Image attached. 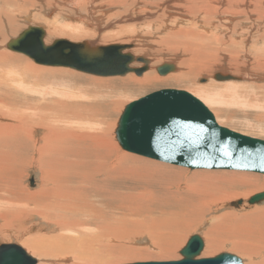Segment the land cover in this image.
I'll return each mask as SVG.
<instances>
[{"label":"rangeland","instance_id":"obj_1","mask_svg":"<svg viewBox=\"0 0 264 264\" xmlns=\"http://www.w3.org/2000/svg\"><path fill=\"white\" fill-rule=\"evenodd\" d=\"M50 1L0 0V53H4L7 57L4 64L0 63V112L3 114L0 113V185L5 189L0 188V193H3L0 195L2 209H0V245L15 243L22 246L37 260V264H65L57 261L58 257L54 255L49 254L50 257H44L41 252L39 253V247L45 248L58 235L60 237L67 235L68 240L75 236L78 240L93 238V241L99 245L101 242L104 243L103 245H109L108 248L115 250L114 259L110 261L112 264L170 262L181 259L179 251L189 237L197 234L204 242L202 258L230 253L241 259L243 264H264V202L254 206L247 204L250 197L264 191V175L239 171H191L159 163L121 150L114 133L119 116L127 104L159 90L175 89L187 92L198 99L213 115L219 126L264 141V0H232L228 7H223L224 3L219 4L221 0L210 1V12L201 15L203 21H199L198 28L194 24L187 22L186 24L185 21V24L178 21L173 27L164 28L161 22L162 10L158 6L165 0H141L142 5H139V0H117L118 2L87 0L91 2L88 6L96 9L95 18L99 17L103 20L101 23L103 26L99 31L95 27L96 22L87 17L84 8L88 6H84L79 15H84L91 21L90 23L85 17L80 19L72 17L75 15L73 11L62 8L61 1L53 6ZM143 2L154 3L152 6H145ZM221 7L222 9L218 10ZM249 7L250 9L247 10ZM253 8L256 10L254 11ZM68 16L72 17V20ZM198 17L200 18V15ZM47 22H57L55 25L61 28V33L55 35L48 32ZM200 22L203 24V29H199ZM167 23L171 24L169 18ZM66 24L73 27L83 25L85 30H81L90 32V35L85 33L69 38L63 30L73 31V29L66 28ZM28 26L46 29L45 44H50L56 39L75 43L88 41L95 45L133 44L131 53L148 58L149 69L140 77L128 74L124 77L97 78L69 69L38 66L29 58L4 48L8 40L15 38ZM188 26L200 34L201 31L208 33H204L203 39L201 37L197 42L195 41L197 46L190 44L189 47H181L180 43L184 41L182 35L178 34L176 37L172 35L182 29L188 31ZM208 36V39L212 40H205ZM163 63L174 64L177 70L166 76H159L155 68ZM28 64L41 70L47 68L53 70L52 73L50 71L32 73L28 71ZM139 66L141 65H134V67ZM219 72L239 77L241 81L212 80L211 77ZM149 73H152L149 83L137 82ZM15 75H25L26 84H29L28 89L32 93L27 92L28 90L23 92L24 89L21 88H18V91L9 90L8 86L12 85L11 80L17 78ZM186 77H189L188 81L183 80ZM202 79L207 81L200 83L199 80ZM6 82L7 86L4 85ZM50 89L65 94V97L52 93V97L48 98L43 90L48 93ZM72 94L75 97H72ZM8 101H12L14 105H10ZM38 104L46 106L54 119L61 118V122L55 124V129L59 127L73 129L78 126L80 117H76L75 107L90 109L97 113L96 118L107 119V125L103 127L110 130L109 149L112 148L113 156L105 159L106 168L99 171L100 174H96L95 180L92 181L98 187V193L96 194L94 188H89L82 197L83 202L87 201L95 208L93 212H86L85 206L81 213L74 215L71 211L68 213L66 209L56 211V215L54 212L45 213L44 210V214H41L43 217L33 211L18 213L5 211L9 199V202L14 204L15 200L21 198V190L24 197L31 198L38 197L30 196L28 193L39 195L45 188L44 191L52 192L54 184L56 186L64 181L63 178L58 180L57 174L63 177V174L69 171L68 168L60 171L59 169L65 168V165L59 166L55 163L72 159L74 144L79 143L78 147L85 145L83 142L75 141L65 143L67 135L64 133L54 134L51 140L43 141L41 136L44 133L37 129L35 123ZM70 104H73V117L69 115ZM16 106L17 112L12 116L10 113L8 115V112L11 109L13 111ZM28 111L34 114H29ZM83 111L81 114H84ZM21 114L30 126L24 127L30 132L29 137L25 139L30 147L25 150L23 156L21 147L17 143L10 144L9 141L15 139L17 129L11 130L12 136L7 138L9 140H5L3 136L8 126H17L18 122L20 123V120L15 122L14 118H19ZM68 120H72L71 125H65ZM85 125L87 129L92 125L91 130H87L88 133L94 129L97 131L96 124ZM20 127L21 125L17 128ZM59 137L64 140L61 141ZM69 148L73 152L71 150L70 153ZM86 157L88 156L77 159L85 158L83 161H87ZM92 158L90 157L94 160ZM94 165L96 166L95 163ZM120 167L122 171L124 169V173L120 171ZM105 175L109 176L105 177ZM30 179H33V187L29 184ZM11 191L13 195H9ZM189 191L190 197H187ZM237 200L243 201L238 209L229 206ZM71 201L74 203L72 204ZM199 202L202 207L199 206ZM69 204V209L72 205L83 206L71 199H68ZM197 206L201 211L194 209L199 208ZM25 209L30 208L27 206ZM173 214L177 218L180 215H186L184 218L194 217L199 219V222L189 229L181 228L182 225L178 223L175 225L169 220ZM64 221L67 225H70L69 223L79 225L81 222H85L86 225L66 233L59 227ZM105 226L113 234L117 232L113 236L115 242L103 240L105 234L103 235L99 229ZM111 227L120 229L113 231ZM247 229L255 236L241 235L242 232L247 234ZM210 230H212L211 235L208 234ZM176 231L180 232L176 246L170 247L161 242L165 233L171 236L177 233ZM214 240L215 244H213ZM216 244H219V247H216ZM235 245L242 247L241 249L246 253L233 251ZM121 251H126L127 257L122 256Z\"/></svg>","mask_w":264,"mask_h":264},{"label":"water","instance_id":"obj_2","mask_svg":"<svg viewBox=\"0 0 264 264\" xmlns=\"http://www.w3.org/2000/svg\"><path fill=\"white\" fill-rule=\"evenodd\" d=\"M45 32L28 26L10 39L5 48L21 54L34 64L50 68L69 69L93 77H124L143 75L150 61L133 55V44L95 45L88 41L70 42L65 39L44 42ZM139 64L141 66L134 67ZM159 76L175 72L173 64L163 63L155 68ZM212 79L241 81L229 74L216 73ZM206 79L199 80L200 83ZM174 122L191 125L186 135L158 136L159 130ZM115 138L121 150L149 160L188 170H224L264 175V141L242 136L219 126L209 110L187 92L163 89L127 104L119 116ZM31 187L33 179L29 180ZM264 202V192L247 201L252 206ZM242 200L230 203L238 209ZM203 239L199 235L188 238L179 251L180 260L170 262H140L131 264H243L230 253L202 258ZM0 264H36V260L16 244L0 245Z\"/></svg>","mask_w":264,"mask_h":264},{"label":"bare ground","instance_id":"obj_3","mask_svg":"<svg viewBox=\"0 0 264 264\" xmlns=\"http://www.w3.org/2000/svg\"><path fill=\"white\" fill-rule=\"evenodd\" d=\"M14 1V0H13ZM19 1V0H18ZM39 1V0H38ZM62 2V8L64 9H68L69 11H73V13L75 14L74 18H78L80 19L81 17H85L84 15H79L80 14V10H82L84 8V6H88L89 4H91V2H88L87 0H51L50 1V4L51 6H53L54 4L56 5L57 3L59 2ZM113 1V0H112ZM117 1V0H116ZM116 1H113V2H116ZM139 5H142L141 3V0H139ZM149 1V0H147ZM189 1V5L187 6V2ZM197 1V2H195ZM210 1H213V0H165V1H162L161 4L158 6L160 10H162V16H161V22L163 24V27H168V26H172L174 25L175 22H183V24H185L186 22L187 23H190V24H194L195 27H199L198 24H199V21H203L202 18H201V15L203 14H209L208 12H210L209 8H211V2ZM218 2H220V0H217ZM254 1V0H253ZM118 2V1H117ZM233 1L232 0H221V2L219 4H223V7H228ZM236 2V1H235ZM38 3V2H37ZM121 3V2H120ZM119 3V4H120ZM126 3V2H125ZM145 6H152L154 2H148V3H145L143 2ZM238 3V2H237ZM241 4V2H239ZM256 3V2H254ZM42 4H43V1H42ZM215 5V4H214ZM239 5V4H238ZM248 5V4H247ZM19 6H22V5H19ZM138 6V5H137ZM256 6H257V3H256ZM260 6V4H259ZM217 7V6H216ZM235 7V6H234ZM250 7H251V4H250ZM247 8V10L250 9ZM218 8V7H217ZM215 8V10L217 9ZM252 8V7H251ZM256 8V7H255ZM86 11H87V17L90 18V20L92 19L93 22H96V25L95 27L97 28V30H101V27L103 26V23L102 19H99L98 18H95V12H96V9H94L93 7L91 6H88V7H85L84 8ZM222 9L219 8L218 10ZM224 9V8H223ZM231 9V8H230ZM258 9V8H257ZM102 10V9H101ZM212 10V9H211ZM217 10V12H218ZM225 10V9H224ZM232 10V9H231ZM234 10V9H233ZM240 10V8H239ZM246 10V9H245ZM254 10V8H253ZM256 10V9H255ZM254 10V11H255ZM223 11V10H222ZM235 11V10H234ZM233 11V12H234ZM79 12V13H78ZM227 12H231V11H228ZM236 12V11H235ZM253 13V11H251ZM258 12V11H257ZM1 13V11H0ZM221 13V12H220ZM219 13V14H220ZM226 12H222L221 14H224ZM256 13V12H255ZM211 14V13H210ZM237 14V13H236ZM245 14V13H243ZM258 14V13H257ZM256 14V15H257ZM198 15H200V18L198 17ZM233 15V14H232ZM259 15V14H258ZM218 16V15H217ZM220 16V15H219ZM236 16V15H235ZM260 16V15H259ZM72 17H69V19L72 20ZM261 17V16H260ZM259 17V18H260ZM168 18H169V21H171V24H168L167 21H168ZM256 18V17H255ZM86 19V17H85ZM163 19V20H162ZM231 19V18H230ZM261 19V18H260ZM68 20V19H67ZM89 21V23L91 22L89 19H86V21ZM95 20V21H94ZM234 20V19H233ZM53 21V20H52ZM185 21V23H184ZM228 21V20H227ZM230 21V20H229ZM160 22V24H161ZM200 22V23H201ZM236 22V21H235ZM259 22V21H257ZM55 23L57 22H47V26L48 29L47 31L50 32L51 34H55V35H58L57 33H61V28H59L57 25H55ZM186 23V24H187ZM237 23V22H236ZM260 23V22H259ZM233 24V23H232ZM202 23H201V27L199 29L202 28ZM257 25V24H256ZM76 26V25H75ZM83 26V25H82ZM81 25H78V27H73L72 25L70 24H66L65 27L66 28H69V29H73V31H66V30H63L64 31V34H66V36H68L69 38H71L72 36H76V35H79V34H89L90 32H84L83 30L81 29H84V27H82ZM191 26V25H189ZM188 26V27H189ZM193 26V25H192ZM231 26V25H230ZM46 27V26H45ZM94 27V26H93ZM94 27V28H95ZM208 28V26H206ZM41 28V27H40ZM163 28V29H164ZM43 31L45 32L46 29L44 30V28L42 27ZM203 29V28H202ZM25 30V29H24ZM85 30V29H84ZM227 30V29H226ZM201 31V30H200ZM22 32V31H21ZM20 32V33H21ZM80 32V33H78ZM204 33H208L207 31H204L202 32L201 31V34L198 32V31H195L193 28L189 27V30L187 31L182 29V31L180 30L179 32L178 31H175L174 34L172 35V37H176L178 34H181L182 37H183V42L180 43V46L181 47H189L190 44L194 45V46H197V40H199V38L202 37L203 39V36H204ZM90 35V34H89ZM88 35V36H89ZM92 35V34H91ZM94 35V34H93ZM96 35V34H95ZM18 36V35H17ZM45 36H46V33H45ZM101 36V35H100ZM216 36V35H215ZM214 36V37H215ZM51 37V36H50ZM156 37V36H155ZM171 37V35H170ZM171 37V38H172ZM16 38V37H15ZM13 38V39H15ZM209 38V36L205 39L207 40ZM118 40V39H117ZM191 40H193L191 42ZM204 40V41H205ZM212 40V39H210ZM208 39V41H210ZM219 40V39H218ZM9 41V40H8ZM7 41V42H8ZM155 41V40H154ZM196 41V42H195ZM201 41V40H200ZM6 42V43H7ZM71 42V41H70ZM156 42V41H155ZM6 45V44H5ZM5 48V47H4ZM162 48V47H161ZM6 49V48H5ZM131 52V51H130ZM146 52V50H145ZM5 56V57H4ZM0 63H3L4 64V61L7 59L6 55L4 53H0ZM148 59V58H147ZM261 60V59H260ZM6 63V62H5ZM170 64V63H168ZM174 65V64H173ZM28 71L29 72H32V73H38V72H41V71H50L49 68H47L46 70H41L39 69V67H35L33 66L32 64H28ZM134 66V65H133ZM175 66V65H174ZM26 68V67H25ZM24 68V69H25ZM176 68V67H175ZM26 70V69H25ZM53 70V69H52ZM51 70V71H52ZM65 70V69H64ZM177 70V68H176ZM27 71V70H26ZM50 71V72H51ZM61 71V70H60ZM59 71V72H60ZM156 71V69H155ZM52 73V72H51ZM56 73V72H54ZM157 73V72H156ZM220 74H223L224 75V72H219ZM216 74V73H215ZM61 75V73H60ZM16 76V75H15ZM14 76V77H15ZM17 78L15 79H12L11 80V83L12 85L11 86H8L10 87L9 90H17L18 91V88H21V89H24V91L28 90L27 92H31V90H29L28 88L30 87L29 84L27 85L26 84V77L25 75H17L16 76ZM152 77V73H149L147 75H145V77L140 80V81H137L139 82L140 84H144V83H149L150 82V79ZM213 77V76H212ZM211 77V79H212ZM97 78H100V77H97ZM106 78H110V77H106ZM189 77H186L185 79L183 80H189L188 79ZM17 82H16V81ZM213 80V79H212ZM6 81V80H5ZM8 82V81H7ZM7 82L6 84H4L5 86H7ZM28 83V82H27ZM52 85V84H51ZM50 86V85H49ZM53 87V85H52ZM200 88V87H199ZM49 89V88H48ZM47 89V90H48ZM51 91L46 93L44 90H43V93H45L47 95L48 98H51L52 97V93L57 95L58 92L50 89ZM59 90V89H58ZM64 90V89H63ZM198 90V89H197ZM65 91V90H64ZM70 91V90H69ZM11 92V91H10ZM38 92H42V91H38ZM63 92V91H62ZM232 92V91H231ZM59 95L65 97V94H62V93H58ZM69 95V93H67ZM66 94V95H67ZM67 95V96H68ZM29 96V95H28ZM72 97H75L73 94L71 95ZM69 97V96H68ZM67 97V98H68ZM8 103L10 105H14L12 101H8ZM5 104V103H4ZM3 104V105H4ZM10 107V106H9ZM72 107H73V104H70L69 108V115L70 117H73V112H72ZM11 109V108H10ZM8 109V110H10ZM17 106L15 108H13V111L11 109V111L8 112V115L10 113V115H14L16 112H17ZM76 109V117H80V119L78 120V126L73 128V129H62L61 127H59L58 129H55V124L56 123H59L61 122V118L60 117H57L56 119H54L52 113L47 110V107L46 106H42L41 104H38L37 105V112H36V118H35V123H36V126L38 127L37 129L38 130H42L41 132H43L44 134H42L41 138L43 141L47 142L49 140L52 139L53 135L56 134V135H62V133L66 134L67 135V138L65 139V143H70L72 141H75V142H83L85 145L84 147H78V144L79 143H76L73 145V150H74V153H72L71 155L74 154L73 158L70 159V160H66L67 162H62V163H59V162H56L55 165H65V168L63 169H59L60 171L68 168V172L63 174V177H61L59 174H57V169H56V174H57V177H59L58 180H60L61 178H63L64 181H61L58 185L54 184V189L52 190V192L50 191H44L45 189H43L41 191V193L38 194H33V193H28L30 196H36L38 198H35V197H24L22 195V190H21V198L19 200H15L14 204L12 202H7V205L6 206L7 208H4L5 211L7 212H15V213H18V212H24V211H33L35 212V214H38V216H42L41 214L43 213V211L45 210V213L48 211V212H56V211H63L64 209L68 210V213L71 211V214H78V213H81L82 212V209L83 207L85 206L86 208V212H93L95 210L94 207H91V205L86 201L83 202V198L84 197V193L87 192V189L89 188H94L95 191H96V194L98 193V187L95 186L94 182H92L93 180H95V175L96 174H100L99 171L103 170L106 165V161L105 159H107L108 157L111 158V156H113V153L111 149H109L110 147V144H111V140L109 141V138H110V134H109V128H104L103 126L104 125H107V119H98L96 118V115L97 114L96 112H93L91 111L90 109L88 110H84L83 108L81 107H75ZM84 110V111H83ZM27 111V109H26ZM81 111H83L84 114H81ZM102 111V110H101ZM29 114H34V112L32 111H28ZM1 113V112H0ZM122 113V112H121ZM2 114V113H1ZM3 115V114H2ZM107 115V114H106ZM121 115V114H120ZM59 116V115H58ZM16 121L15 122H18L20 120V123L18 122V125L17 126H8L5 130V133H4V139L5 140H9L7 138L11 137V130H15L17 129V134L15 137L14 140H9L10 141V144L11 143H17L20 147H21V155L23 156L25 154V150L29 149V143L28 141L25 142V139H27L30 135V132L27 131L24 127L25 126H28L30 127L24 116L21 114L19 118H14ZM118 122V121H117ZM72 123V120H68L66 122L65 125L69 124L71 125ZM77 123V121H76ZM85 124H88V125H91V124H96L97 126V131L93 130L92 132L88 131L87 130H91V126H87V128H85L84 126H86ZM20 128H17L18 126H20ZM81 126V127H79ZM117 126V125H116ZM94 127V126H93ZM66 128V127H65ZM86 129V130H84ZM116 129V128H115ZM10 132V133H9ZM115 133V132H114ZM236 133V132H235ZM239 134V133H237ZM78 135V136H77ZM241 135V134H240ZM40 136V135H39ZM244 136V135H242ZM247 137V136H246ZM59 139L61 141L64 140V138L62 137H59ZM116 139V138H115ZM117 142V141H116ZM35 143H36V140H35ZM13 148V146H11ZM6 148V147H5ZM16 148V147H15ZM80 148V149H79ZM16 150V149H15ZM71 148H69V151L71 153ZM72 150V152H73ZM81 152H80V151ZM17 152V151H16ZM43 155V154H42ZM76 156V157H75ZM81 156H88L86 157L88 160L87 161H83L82 158L80 159H77L78 157H81ZM90 157H93L94 160H91ZM9 159V157H7ZM18 159V157H16ZM92 158V159H93ZM146 159V158H145ZM153 161V160H152ZM5 162V161H4ZM89 162V164L87 163ZM90 162H94L96 164V166L94 165V163H90ZM106 162V163H105ZM112 163V162H111ZM161 163V162H159ZM164 164V163H163ZM169 165V164H167ZM95 166V167H94ZM126 166V165H124ZM172 166V165H171ZM22 167V166H20ZM85 167H90V168H85ZM123 167V166H122ZM122 167H120L119 169H121ZM177 167V166H176ZM18 168V167H17ZM55 168V167H54ZM124 168V167H123ZM22 169V168H21ZM20 169V170H21ZM84 169V170H83ZM115 170V168H114ZM113 170V171H114ZM59 171V172H60ZM106 171V169H105ZM112 171V172H113ZM122 171V169L120 170ZM124 171V169H123ZM122 171V172H123ZM191 171H194V170H191ZM207 171H224V170H207ZM238 172V171H237ZM55 173V171H54ZM103 173V172H102ZM118 173V172H117ZM124 173V172H123ZM249 173V172H248ZM109 174V173H108ZM112 174V173H111ZM261 175V174H260ZM106 176H109V175H105ZM202 176V175H201ZM56 177V176H54ZM111 178V177H110ZM200 180V179H199ZM50 181V179H49ZM102 182V180H101ZM190 182V181H189ZM1 183V182H0ZM63 183V185H61ZM188 184V183H187ZM189 185V184H188ZM196 185V184H195ZM194 186V185H193ZM0 188H3L2 185H0ZM48 188V187H47ZM65 188V189H64ZM194 188V187H192ZM4 189V188H3ZM196 189V188H195ZM5 190V189H4ZM49 190V189H48ZM61 190V191H60ZM60 191V192H58ZM199 191V190H198ZM221 191V190H220ZM1 192V191H0ZM7 192V191H6ZM195 192V191H193ZM264 192V191H263ZM37 193V192H36ZM262 193V192H261ZM3 194V193H0V195ZM190 191L189 193L187 194V197H190ZM259 194V193H258ZM7 195H8V192H7ZM9 195H13L12 191L11 193H9ZM38 195V196H37ZM110 195V194H109ZM256 195V194H255ZM76 196V197H75ZM79 197V198H78ZM86 197V196H85ZM9 198V197H7ZM19 198V197H18ZM1 199V198H0ZM68 199L70 200H76V202L82 204L83 206L81 205H72L71 208L69 209L70 207V204L68 205ZM226 199V198H224ZM6 200V199H5ZM86 200V199H85ZM164 200V199H163ZM219 200H222V199H219ZM7 201V200H6ZM179 201V200H178ZM248 201V200H247ZM72 204L74 203V201H71ZM70 202V203H71ZM171 202V200H170ZM174 203V202H173ZM212 203V202H211ZM24 204V205H23ZM242 204H243V201H242ZM115 205V204H114ZM193 205V204H192ZM205 205V204H204ZM230 205V204H229ZM29 207L30 209H25L26 207ZM170 206V205H169ZM199 206L202 207V204L201 202H199ZM197 206V207H199ZM254 206V205H252ZM110 208V207H109ZM172 208V207H171ZM1 209V208H0ZM103 209V208H102ZM108 209V208H107ZM195 210H198V211H201L200 210V207L199 208H194ZM202 209V208H201ZM2 210V209H1ZM4 211V212H5ZM113 211V210H112ZM193 211V210H192ZM53 213V214H54ZM95 213V212H94ZM104 213V212H103ZM106 213V212H105ZM44 214V213H43ZM102 214V213H101ZM188 214V213H187ZM49 215V214H48ZM56 215V213H55ZM72 215V216H73ZM80 215V214H79ZM105 215V214H104ZM47 216V215H46ZM71 216V217H72ZM103 216V215H102ZM113 216V215H112ZM186 215H180L179 218H177V216L175 214L171 215L170 217V221L171 222H174L175 223H178L179 225H182L181 228H191L193 225H195L196 223L199 222V219L197 218H194V217H189V218H184ZM3 217V216H2ZM43 217V216H42ZM111 217V216H110ZM95 218V216H94ZM112 218V217H111ZM45 219V218H44ZM98 219V218H97ZM101 219V218H100ZM65 220V219H64ZM168 220V222H169ZM81 221V220H80ZM79 221V222H80ZM69 223V222H68ZM70 225H67L66 222L64 221L63 223H60L59 224V227L60 228H63L65 230L66 233H71L72 230H74V228H80V227H83L86 225L85 222H81L79 223V225H71V223H69ZM74 224V223H73ZM176 225V224H175ZM101 226V225H100ZM62 229V230H63ZM112 229V227H111ZM114 229V228H113ZM112 229V230H113ZM120 229V228H119ZM119 229H114V230H118ZM102 234L104 235L103 237V240H107V241H110V242H115L114 240H116L113 236L117 234V232H114L116 234H113L111 232L110 229L106 228L105 227H100L99 229ZM113 230V231H114ZM106 231V232H105ZM177 232V231H176ZM247 234L245 232H242L241 235L243 236H255L254 234H252V232L247 229L246 230ZM208 234H212V230L209 231ZM77 235V234H76ZM179 235H180V232L178 231L177 233L173 234V235H169L168 233L164 234L162 236V239L161 242H164L166 244H168V246L170 247H174L177 245V243L179 242ZM67 236V235H66ZM66 236L64 237H60L59 235L57 237H55L54 241L52 243H50L48 246H46L45 248H40L39 247V253L41 252L44 257H50L49 254L51 255H54L56 257H58V260L59 262H64L65 264H112L110 263V261L112 259H114V256H115V250L112 251V249L108 248L110 247L109 245H103L100 243H95V241H93V238H86V240L83 238V240H78L75 236V238L73 239H70L68 240L66 238ZM91 236V235H90ZM124 237V236H123ZM79 238V237H78ZM120 238V237H119ZM249 239V238H247ZM160 241V240H159ZM98 242V241H97ZM204 243V242H203ZM216 241L214 240V243L215 244ZM8 244V243H7ZM10 244V243H9ZM15 244V243H14ZM2 245V244H1ZM18 245V244H16ZM20 246V245H18ZM108 246V247H107ZM115 246V245H114ZM216 247H219V244H216L215 245ZM23 250H25L22 246H20ZM242 248V247H241ZM241 248H239L237 245L234 246L233 248V251H237L239 252L240 254H243V253H246L244 250H242ZM51 249V250H49ZM118 249V248H117ZM122 250H124L122 248ZM26 251V250H25ZM129 251V249H128ZM127 251V252H128ZM126 251H121V255L122 256H126L127 257V253H125ZM131 252V250H130ZM130 252L128 254H130ZM26 253L28 255H30L27 251ZM31 256V255H30ZM33 259H35L33 256H31ZM52 257V256H51ZM130 257V256H129ZM55 258V257H54ZM103 258H105L106 260H103ZM36 260V259H35ZM56 260V259H55ZM36 264H37V260H36Z\"/></svg>","mask_w":264,"mask_h":264},{"label":"snow or ice","instance_id":"obj_4","mask_svg":"<svg viewBox=\"0 0 264 264\" xmlns=\"http://www.w3.org/2000/svg\"><path fill=\"white\" fill-rule=\"evenodd\" d=\"M192 127L191 125L181 124L179 122H174L168 128H164L158 131V136H168V137H177L186 135L185 129Z\"/></svg>","mask_w":264,"mask_h":264}]
</instances>
